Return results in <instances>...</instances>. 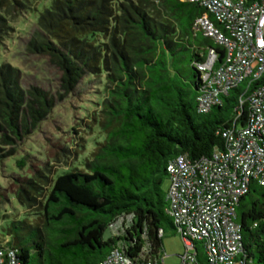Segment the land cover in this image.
Returning <instances> with one entry per match:
<instances>
[{
	"label": "trees",
	"instance_id": "1",
	"mask_svg": "<svg viewBox=\"0 0 264 264\" xmlns=\"http://www.w3.org/2000/svg\"><path fill=\"white\" fill-rule=\"evenodd\" d=\"M29 1L0 0V8L32 13L35 28L26 49L61 71L65 95L85 77H103L106 97L98 126L104 137L81 170L54 179L47 164L34 165L31 157L17 161L18 168L31 165L28 176L13 180L12 195L34 220L11 222L0 249L15 250L18 264H96L118 245L129 259L136 260L143 250L156 259L165 234L176 231L163 190L168 163L179 157L208 160L224 152L223 134L247 126L249 97L264 85V76L238 85L221 97L220 105L201 114L196 103L201 76L195 65L210 49L220 64L224 49L193 32V22L207 14L199 4L48 0L30 10ZM234 1L250 5L259 0ZM8 30L0 15V43ZM52 107L45 92L21 90L17 70L0 64V145L8 147H0V162L17 154L19 143ZM56 146L54 160L70 153ZM4 200L0 195V204ZM126 218L121 235L105 238L111 225ZM235 222L243 257L264 264V187L250 185L237 204ZM195 251L197 263L207 264L201 248Z\"/></svg>",
	"mask_w": 264,
	"mask_h": 264
},
{
	"label": "built area",
	"instance_id": "2",
	"mask_svg": "<svg viewBox=\"0 0 264 264\" xmlns=\"http://www.w3.org/2000/svg\"><path fill=\"white\" fill-rule=\"evenodd\" d=\"M180 1L206 10L193 22L192 30L224 49L220 64L210 49L204 61L195 65L202 85L197 109L207 114L230 90L264 76V0L250 5L234 0ZM249 108L247 126L223 134L224 152L194 162L179 157L167 165L166 213L183 242L180 264H198L197 244H202L207 264H254L243 257L235 217L250 185L264 187V85L249 97ZM158 234L162 236V230ZM15 253L11 248L0 249V264H18ZM164 260V254L153 259L144 250L136 260L129 259L118 245L96 264H164Z\"/></svg>",
	"mask_w": 264,
	"mask_h": 264
},
{
	"label": "rangeland",
	"instance_id": "3",
	"mask_svg": "<svg viewBox=\"0 0 264 264\" xmlns=\"http://www.w3.org/2000/svg\"><path fill=\"white\" fill-rule=\"evenodd\" d=\"M48 0H30L28 8L36 10L45 5ZM1 3L4 4L2 1ZM29 10V11H30ZM0 15L6 19L8 35L0 43V64L14 67L19 75L21 90L28 91L37 88L53 99L52 110L38 128L27 136L17 146V154L0 162V195L5 200L0 204V242L6 241L5 230L11 222L23 219L34 220L31 212L17 204L12 195V182L15 178L28 176L29 166L17 167V161L31 157L30 163L40 166L47 164L50 178L74 170H81L84 159L100 142L104 134L99 129L101 101L106 97L103 77H85L75 87L73 92L65 95L62 89V73L50 63L47 57L30 54L26 47L35 28L32 13L12 14L5 7L0 8ZM62 96V97H61ZM60 148L70 153L60 161L53 159ZM2 149L8 150V147ZM168 181L163 185L167 191ZM129 218L118 220L105 233V238L118 236L128 226ZM198 247L204 253L202 244ZM184 253L183 242L176 231L169 230L163 239L162 254L164 264H180Z\"/></svg>",
	"mask_w": 264,
	"mask_h": 264
}]
</instances>
